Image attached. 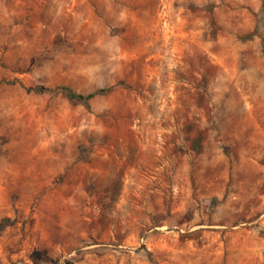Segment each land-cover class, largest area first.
I'll use <instances>...</instances> for the list:
<instances>
[{
    "label": "rangeland",
    "instance_id": "1",
    "mask_svg": "<svg viewBox=\"0 0 264 264\" xmlns=\"http://www.w3.org/2000/svg\"><path fill=\"white\" fill-rule=\"evenodd\" d=\"M2 224L0 264H264V0H0Z\"/></svg>",
    "mask_w": 264,
    "mask_h": 264
},
{
    "label": "trees",
    "instance_id": "2",
    "mask_svg": "<svg viewBox=\"0 0 264 264\" xmlns=\"http://www.w3.org/2000/svg\"><path fill=\"white\" fill-rule=\"evenodd\" d=\"M57 90L63 91L66 95H68L72 100H77V101H90L92 99H95L96 97L100 96V95H104L105 93H107L108 91H110L109 89H102L96 93L90 94V95H81V94H77L74 91H72L69 88H59ZM44 91L42 88L38 89L37 92H41ZM4 224H2L0 226V230L3 228Z\"/></svg>",
    "mask_w": 264,
    "mask_h": 264
}]
</instances>
